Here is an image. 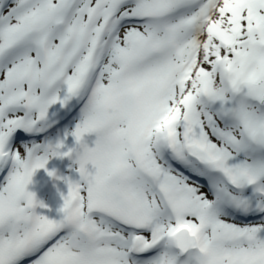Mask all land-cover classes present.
<instances>
[{
  "label": "snow or ice",
  "instance_id": "1",
  "mask_svg": "<svg viewBox=\"0 0 264 264\" xmlns=\"http://www.w3.org/2000/svg\"><path fill=\"white\" fill-rule=\"evenodd\" d=\"M54 157L59 218L28 190ZM26 261L264 264V0H0V264Z\"/></svg>",
  "mask_w": 264,
  "mask_h": 264
},
{
  "label": "bare ground",
  "instance_id": "2",
  "mask_svg": "<svg viewBox=\"0 0 264 264\" xmlns=\"http://www.w3.org/2000/svg\"><path fill=\"white\" fill-rule=\"evenodd\" d=\"M76 167H77L76 163H70L69 165H67L66 170L63 173V176L70 178V176L72 174H74V172H75L74 170H76ZM63 196H65V195L58 194V195H55L53 197L54 198L53 199L54 200V206H55V214H54L55 216L60 215L58 210L63 204Z\"/></svg>",
  "mask_w": 264,
  "mask_h": 264
},
{
  "label": "rangeland",
  "instance_id": "3",
  "mask_svg": "<svg viewBox=\"0 0 264 264\" xmlns=\"http://www.w3.org/2000/svg\"><path fill=\"white\" fill-rule=\"evenodd\" d=\"M56 107H58V106H56Z\"/></svg>",
  "mask_w": 264,
  "mask_h": 264
}]
</instances>
